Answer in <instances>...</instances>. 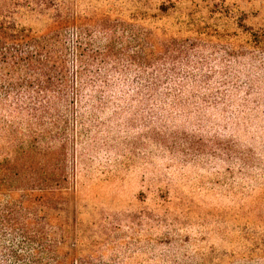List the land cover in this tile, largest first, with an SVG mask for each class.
<instances>
[{
  "label": "rangeland",
  "instance_id": "obj_1",
  "mask_svg": "<svg viewBox=\"0 0 264 264\" xmlns=\"http://www.w3.org/2000/svg\"><path fill=\"white\" fill-rule=\"evenodd\" d=\"M70 1L88 25H117L122 65L98 68L108 87L89 76L78 116L62 106L38 126L40 149L67 130L70 195L50 215L71 247L88 264H264V0ZM20 3L19 25L51 36L53 7ZM8 147L0 134V160Z\"/></svg>",
  "mask_w": 264,
  "mask_h": 264
},
{
  "label": "trees",
  "instance_id": "obj_2",
  "mask_svg": "<svg viewBox=\"0 0 264 264\" xmlns=\"http://www.w3.org/2000/svg\"><path fill=\"white\" fill-rule=\"evenodd\" d=\"M20 1H26L25 7L32 10L53 7L51 36H41L19 25L17 16L23 6ZM70 2L0 0V111L8 106L13 117L29 123L25 132L16 120L7 121L0 112V134L9 145L0 160V264H88L80 250L69 244L67 224L58 221L66 211L62 206L64 197L70 195L62 185L68 181V171L63 166L67 159V130L63 126L58 130V148L40 149L43 135L38 126L47 116L61 122L65 116L59 113L62 106L78 116L76 108L80 109L84 90L91 86L89 76L97 75L104 81L99 77L103 67L122 65L118 58L109 61L111 55L117 54V25H112L106 16L88 25L90 22H84L82 16L71 14ZM68 29L76 36L74 57ZM94 31L108 40L94 39ZM124 31H130L137 40L136 29ZM260 39L255 44L264 48V38ZM177 45L173 52L180 56L186 46ZM133 57L137 58V52ZM153 59L145 56L138 62L152 64ZM103 86L109 84L104 81ZM5 100L11 103L5 104ZM45 156L56 159L51 164L52 171H40L48 163ZM52 209L58 210L57 218L50 215Z\"/></svg>",
  "mask_w": 264,
  "mask_h": 264
}]
</instances>
